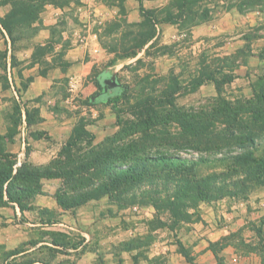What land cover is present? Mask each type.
<instances>
[{
	"label": "crops",
	"instance_id": "crops-1",
	"mask_svg": "<svg viewBox=\"0 0 264 264\" xmlns=\"http://www.w3.org/2000/svg\"><path fill=\"white\" fill-rule=\"evenodd\" d=\"M175 1L130 0L137 4L138 18H141L140 4L158 16L162 8L170 14L177 13ZM198 3L207 11L206 17L197 18L189 28L183 27L180 20L175 24L154 21L155 36L141 52L157 41L168 45L171 36L177 41L183 37L192 40L191 54L203 59V66L210 70L224 62L228 64L229 58L237 56L235 65L224 64L222 73L234 76V80L221 88L232 89L233 93L242 91L245 98L251 97L254 83L264 78V12L255 9L239 13L226 0ZM91 5L90 0H67L62 6L51 2L42 4L38 18L31 24L36 32L31 36L29 32L23 33L13 52L8 36L0 31L6 52L0 81V137L3 152L14 161L13 173L22 166L49 168L79 123L85 124L86 131L94 136V144H98L107 136L110 124L116 121L109 105L91 104L105 94L106 83L115 82L123 87L116 79L119 67L108 72L117 64L104 65L103 69L91 59L97 54L107 55L99 44L98 33L93 30L95 23H102L97 19L102 12ZM10 10V3H0V18ZM72 10H75L73 14ZM131 12L128 21H138L136 12ZM71 17L77 19L73 21ZM45 46L48 51L37 56L36 48ZM94 68L100 69L95 81L102 87L101 91L97 90L94 79H90ZM191 92L201 97H217L212 82ZM61 185L58 178H41L39 188L21 199L25 205L22 210L19 204L7 202L3 193L0 254L5 253V262L17 259L27 264H139L143 249L155 258L153 236L147 247L142 246L134 233L127 242L110 240V233L96 241L94 230L103 228L104 223L109 225L107 217L112 216L98 209L103 202L107 205L108 199L91 200L75 212L64 210L55 198ZM188 214L190 221H179V229L173 230L178 233L175 244L162 243L168 264H264V189L259 194H250L246 200L232 195L202 201L195 209L188 210ZM46 220L51 221L52 228L47 227ZM53 228L60 231L58 239L66 238L70 242L36 237L38 231ZM46 246L52 253L48 258L40 252ZM182 252L187 253L189 260Z\"/></svg>",
	"mask_w": 264,
	"mask_h": 264
},
{
	"label": "trees",
	"instance_id": "trees-1",
	"mask_svg": "<svg viewBox=\"0 0 264 264\" xmlns=\"http://www.w3.org/2000/svg\"><path fill=\"white\" fill-rule=\"evenodd\" d=\"M198 1L176 0L174 6L177 13L165 11L160 18L140 4L139 14L150 24L148 36L136 42L129 54L114 55L110 63H115L117 59L135 58L154 38V21L175 24L180 20L184 23L183 27L189 28L197 18L206 17L207 11L201 8ZM226 1L239 13L255 9L264 12V0ZM46 2L62 6L67 0L0 2L11 4L10 12L0 18V31L3 30L8 36L12 52L23 33L29 32L31 36L36 32L31 24L38 18L42 4ZM5 55L6 52L3 57ZM236 58H229V63L224 64L231 67L235 65ZM224 64L213 70L203 66L202 71L188 83L187 89L192 91L206 82L214 83L217 97L211 104L186 110L166 102L158 103L155 110L152 102L144 100L137 105L138 126L132 134L123 130L122 133L106 136L98 144H94V136L86 131L85 124L79 123L49 168L38 170L22 166L13 173L14 161L3 152V138L0 137V202L5 192L7 202L19 204L22 210L25 205L21 204V199L28 198L39 188L38 180L58 178L62 185L55 198L64 210L75 212L87 202L102 198L116 203L119 208L144 201L156 211L165 209L178 222L184 221L182 218L188 219L189 208L199 202L232 196L225 182L228 174L196 176L197 168L202 164L227 162L229 170L239 174L237 181L232 180L235 178L229 180L234 187L240 184L239 188L244 190L251 182L264 186V157L253 156L264 143V78L254 83L251 98L224 99L221 86L234 80V76L222 73ZM95 86L98 91L102 90L97 81ZM125 95V88L119 87L91 104L104 102L109 105L116 118L115 125L120 126V103ZM173 125L178 130L172 131ZM183 149L209 156L190 160L172 152ZM235 150H240V153L232 156ZM221 154V157H217ZM56 239L64 241V238ZM182 255L189 260L186 252H182Z\"/></svg>",
	"mask_w": 264,
	"mask_h": 264
},
{
	"label": "rangeland",
	"instance_id": "rangeland-1",
	"mask_svg": "<svg viewBox=\"0 0 264 264\" xmlns=\"http://www.w3.org/2000/svg\"><path fill=\"white\" fill-rule=\"evenodd\" d=\"M2 1L4 0H0V2ZM73 1L76 2V0ZM90 2L94 9H97L99 13L102 12V15L97 18H100L99 20H102V23H95L93 30L98 33L99 44L107 54H103L102 56L95 54L96 56L91 59L94 61L96 60V65L101 64L100 66L103 69L105 68L104 65L110 67L117 64V67L108 69V72L112 73L119 67L116 73V79L126 90V95L120 103L122 123L120 126L115 125V121L111 123L107 136H112L123 130L125 133L132 134L133 130L138 126L136 114L139 108L137 105L144 100L152 102L153 107L155 106V110L158 109L156 108L158 103L166 104V102L172 103L175 106L186 110H196L199 107H205L212 103V97L207 95L204 97H201L200 95L197 96L192 94V90L187 89L188 83L204 68L203 59L191 54L192 49H190V45H192V40L183 37L177 41L170 36V43L168 45H165L162 40L157 41L152 47L147 48V51L140 52L135 58L117 59L115 63L111 64L110 62L114 58V55L122 56L124 54H129L133 50L136 42L144 40L148 36L150 24L147 20L142 19V17H137L139 16L136 7L137 4L135 5L134 2H130V0H90ZM100 5L108 7L109 10L105 11ZM116 6H118V8H116ZM165 6L167 5L165 4ZM162 9L158 10L157 18L162 17V12L165 11ZM75 10H72L70 13L73 14ZM131 11L136 12L135 20L139 19L138 21H128L129 13ZM77 17L71 18L75 21ZM251 35L257 36L256 33H252ZM254 41L256 42V40ZM4 46V42L2 41V38H0V81L3 80ZM49 47L52 48L51 45ZM45 51H48L46 46L37 47L35 54L40 56L43 55ZM165 53L167 56H165ZM213 60L214 58L211 57L210 62L213 63ZM168 66H170V68H168ZM98 72H100V69L94 68L90 79H95ZM222 92L224 94H222ZM241 92L238 91L237 93H233L232 89L224 90V88H221V96L224 99L233 101L251 98H245ZM164 95H167L168 97L164 98ZM171 127L172 131L178 130L175 125ZM172 152L177 156L190 160L197 159L199 156H209L207 154H197L191 149L176 150ZM239 153L240 150H235L233 151L232 156ZM222 154H224V152ZM222 154L217 155V157H221ZM253 156L255 158L264 157V143L259 146ZM229 168L227 162L202 164L197 168L196 176L202 177L228 174L225 181L227 182L226 186L230 190L229 193H231V195L234 194L235 198L239 200H246L250 194H259L260 191H263L264 186L257 185L254 182H251L250 184L248 183L244 190L241 187L239 188L240 184H237L238 187H234V184L231 183L232 181L229 183V180L235 178L232 180L237 181L239 174H233ZM195 207L196 205L189 208V210L195 209ZM99 208L104 211L106 210L108 214L112 216L107 217L110 218L107 221L109 225L104 223L103 228L99 226L94 230L96 241H99V238H101L100 236L109 233L111 234L110 240L115 242L118 240H131L132 237H134V233L136 236L135 238H140L139 242L142 246L147 247L149 244V238H152L153 236L155 241H153V244H155L153 252H157L155 258L149 257V255L146 254V250L143 249L141 251L139 264H147L148 261L150 264H168V258L165 255L166 252L162 248V243L167 241L175 244V241L177 240L176 235H178V233L173 230L175 227L179 229V221L177 222L175 221L176 219H172L168 211L165 209L162 211H156L153 207L146 205L144 201L142 204L128 205L124 208H119L114 202H108L107 205L103 202L102 205L99 204L98 209ZM182 219L185 222L190 221V217L188 219ZM45 223H49L47 227H51V221L46 220ZM166 228L172 230L173 233H169ZM59 232L60 231L54 228L40 230L36 237H45L46 240L52 238L56 239L59 238L57 235ZM63 242L70 241L64 238ZM50 250V247L46 246L43 250H40V252L48 258L49 254H52L50 253ZM5 258V253L0 254V264H27L26 262L23 263L17 259L5 262ZM149 258H151V260H149ZM43 262H46V260L44 259ZM46 264L49 263L46 262Z\"/></svg>",
	"mask_w": 264,
	"mask_h": 264
},
{
	"label": "water",
	"instance_id": "water-1",
	"mask_svg": "<svg viewBox=\"0 0 264 264\" xmlns=\"http://www.w3.org/2000/svg\"><path fill=\"white\" fill-rule=\"evenodd\" d=\"M106 85H107V89H108V90H111V89H113L114 87L117 86V84H116L115 82H112V83H106ZM105 91H106V90H105Z\"/></svg>",
	"mask_w": 264,
	"mask_h": 264
},
{
	"label": "flooded vegetation",
	"instance_id": "flooded-vegetation-1",
	"mask_svg": "<svg viewBox=\"0 0 264 264\" xmlns=\"http://www.w3.org/2000/svg\"><path fill=\"white\" fill-rule=\"evenodd\" d=\"M119 87H120V86L117 85V87H115V88H119ZM105 90H106L105 93H108V92H112L114 89L107 90V89L105 88Z\"/></svg>",
	"mask_w": 264,
	"mask_h": 264
}]
</instances>
